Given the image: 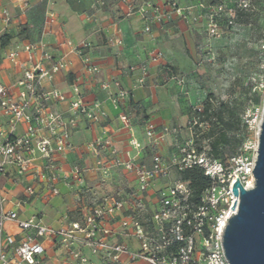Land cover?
I'll return each mask as SVG.
<instances>
[{
    "label": "built area",
    "instance_id": "1",
    "mask_svg": "<svg viewBox=\"0 0 264 264\" xmlns=\"http://www.w3.org/2000/svg\"><path fill=\"white\" fill-rule=\"evenodd\" d=\"M19 9L25 12L29 0H18ZM49 3L51 0H36ZM193 6L180 7L176 0L163 4H153L137 0H119L124 6V15L138 14L145 22L143 31L150 32L152 23L161 24L178 17L185 24L192 25L205 19V35L211 41L219 36L220 29L216 13L199 14L204 10L202 0H195ZM241 10L251 9V0H241ZM55 20L51 10L45 12L43 28ZM10 15L0 8V37L4 34L1 23L7 24ZM232 25V20L228 21ZM116 48L122 45L120 37L113 40ZM65 52L58 58L44 49L41 42L27 44L22 48L29 54L39 52L38 60L29 55L26 62L19 59L21 49L15 48L5 53L4 59L21 70V77L12 86L0 82V114L6 118V127H0V176L8 168H13L17 180L25 181L22 198L17 206L29 202L36 196V189L45 186V199L58 195L56 184H69L73 181L81 186L86 168L74 164L65 172L57 163V157L73 151L70 141L71 130L84 121L88 128L106 119V111L98 101L86 102L80 91L82 81L93 82L99 68L88 52V40L72 42L68 39L58 44ZM264 48V45L261 46ZM76 55L81 62L83 77H75L71 83L72 99L66 112L54 111V103L64 102V94L56 89H44V83H51L55 76L65 71L69 65L67 56ZM160 52H151L147 59L127 68V72L139 71L136 86H143L149 64L160 60ZM180 87L184 85L181 77L172 76ZM247 84V83H246ZM101 90L108 92V98L117 108L128 96L118 81H102ZM115 92H111V88ZM17 90L16 94L14 90ZM258 110V109H257ZM263 112V108H262ZM259 122V127L262 119ZM201 104L191 106V116L186 122V138L175 146L168 157L153 152L149 162L138 161L128 152L124 154L115 149L108 138H95L87 143L95 163L93 170L102 181L110 179L115 170H120L128 182L126 191L117 195H105L91 201L77 198L79 218L59 228L44 224L41 219L31 217L20 219L15 211H6L4 199H0V264H42L46 256V244H58L63 249L64 259L56 264H96L82 253L88 250L99 264H229L223 247V235L229 218L237 211L239 198L232 193L236 178L248 190L253 187L257 144L252 155L246 143L239 153L228 156L224 161L214 158L204 140L198 147L196 129L207 130L208 122L199 120ZM251 107L241 116L242 122L250 127L256 120ZM120 122L129 127L126 114H120ZM146 146H157L167 136L178 132L163 128L160 134L150 121H143ZM24 125L20 135H14L18 125ZM259 132V129H258ZM258 138V133H257ZM258 143V141H257ZM130 146L140 150L134 139ZM36 160L43 161L37 165ZM199 168L209 180V185L198 198H194L189 182L183 180V171ZM130 184V185H129ZM236 201L234 209L230 208ZM12 222L21 233L16 244L7 251L5 224Z\"/></svg>",
    "mask_w": 264,
    "mask_h": 264
},
{
    "label": "crops",
    "instance_id": "2",
    "mask_svg": "<svg viewBox=\"0 0 264 264\" xmlns=\"http://www.w3.org/2000/svg\"><path fill=\"white\" fill-rule=\"evenodd\" d=\"M143 1L163 4L167 0H137V4ZM176 2L180 7L196 4L195 0ZM0 8L6 9L10 15V21L1 25L4 33L11 36L9 45L0 48V82L3 85L12 86L22 75L19 68L4 59L5 53L19 48L21 61L26 62L29 55H32L34 61L38 60V51L31 54L22 51L23 47L31 43L41 42L44 49L56 59L65 52L58 46L62 40L68 39L76 43L86 39L91 44L88 54L99 68L94 81H82L79 91L86 102H100L107 117L90 128L84 121H80L70 133L73 151L56 159L65 172L74 164L86 168L83 184L78 186L73 181L69 184L59 182L56 184L58 195L47 199L43 196L46 187L39 186L36 196L17 206L23 195L25 181L17 180L13 168H8L5 175L0 176V199H4L6 211H15L22 220L36 217L52 228H59L78 220L77 198L80 194L82 198L91 201L105 195L123 193L128 186L120 170H115L110 179L102 181L100 174L93 170L95 159L87 148V143L98 137L108 138L120 153L128 152L138 161L147 163L153 152L165 157L173 152L174 146L169 136L157 146H146L142 122H152L157 134L163 128L176 129L178 132L185 129L190 107L203 99L187 87V75L193 67L196 48L205 36L206 22L201 19L196 24L188 25L174 16L161 24L152 23L150 32L145 33V22L138 14L125 16L124 6L119 0H51L49 3L29 0V8L25 12L20 11L18 0H0ZM48 9L54 13L55 20L50 26L43 28L45 12ZM197 12L204 14V10L199 9ZM116 37L122 40V45L118 48L113 44ZM151 52H160L162 57L149 64L144 85L136 86L139 71L126 70L144 62ZM67 60V69L57 74L51 83L43 84L44 89H56L64 94V102L51 106L57 112H66L72 99L71 83L75 77H83L80 59L69 54ZM173 75L183 78L182 87L172 79ZM114 80L119 82L122 89L128 91L127 98L121 100L116 109L108 98V92L98 86L102 81ZM110 90L115 92L114 87ZM16 92L15 89L14 93ZM120 114L128 115L129 127L120 122ZM0 127H6V118L1 114ZM23 130L24 125H18L14 135H20ZM131 139L140 144V150L130 146ZM35 163L40 165L43 161L36 160ZM4 227L7 251L10 252L21 233L12 222H7ZM82 253L99 264L88 250L82 249ZM45 254L42 264H56L64 259L63 249L57 243L46 244Z\"/></svg>",
    "mask_w": 264,
    "mask_h": 264
},
{
    "label": "rangeland",
    "instance_id": "3",
    "mask_svg": "<svg viewBox=\"0 0 264 264\" xmlns=\"http://www.w3.org/2000/svg\"><path fill=\"white\" fill-rule=\"evenodd\" d=\"M202 1L205 15L216 13L220 34L211 41L205 35L200 41L187 75V87L203 99L213 94L221 100H230L237 115L242 107H251L257 118L251 120L250 127L242 122L244 128H240V134L244 138L242 144L246 143L253 155L264 103V48L261 47L264 45V0H251L253 9L241 19H237L241 0ZM229 20L232 25L228 24ZM253 92L261 96L257 105L251 98ZM186 135V129L169 135L172 146L175 148Z\"/></svg>",
    "mask_w": 264,
    "mask_h": 264
},
{
    "label": "water",
    "instance_id": "4",
    "mask_svg": "<svg viewBox=\"0 0 264 264\" xmlns=\"http://www.w3.org/2000/svg\"><path fill=\"white\" fill-rule=\"evenodd\" d=\"M251 172L252 188L244 189L237 178L232 185L231 191L239 203L227 222L222 243L229 264H264V103Z\"/></svg>",
    "mask_w": 264,
    "mask_h": 264
},
{
    "label": "trees",
    "instance_id": "5",
    "mask_svg": "<svg viewBox=\"0 0 264 264\" xmlns=\"http://www.w3.org/2000/svg\"><path fill=\"white\" fill-rule=\"evenodd\" d=\"M253 6L254 3L251 2V9H253ZM249 12L250 10H240L237 19L247 17ZM10 40V34L4 33L0 37V48L8 46ZM251 98L255 102V105L260 103L261 96L255 92L251 94ZM231 103L230 100H221L213 94L207 95L198 103L202 106V113L198 114L199 120L208 122L209 128L207 130L199 128L195 130L197 146L199 147L202 141L207 140L210 154L221 161H224L230 155L236 154L241 148L244 139L242 134H240V128H244L241 116L247 107H242L240 113L237 115ZM189 116H191V107ZM180 176L183 180L189 182V187L195 199L209 185V180L197 167L183 171Z\"/></svg>",
    "mask_w": 264,
    "mask_h": 264
}]
</instances>
